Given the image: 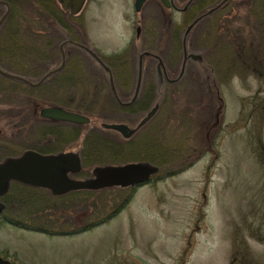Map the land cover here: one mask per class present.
Wrapping results in <instances>:
<instances>
[{
    "label": "rangeland",
    "instance_id": "obj_1",
    "mask_svg": "<svg viewBox=\"0 0 264 264\" xmlns=\"http://www.w3.org/2000/svg\"><path fill=\"white\" fill-rule=\"evenodd\" d=\"M175 1L183 8L185 0ZM133 3L88 0L79 14L69 15V28L56 23L35 28L40 30L37 44L25 36L23 29V44L31 49L26 52L27 66L33 70L39 61L40 74L29 80L37 81L60 64V45L67 39L84 43L105 62L113 63V54H124L134 76L137 51L160 54L172 69V78L177 77L188 16L172 9L164 14L157 0H147L139 12L134 11ZM0 6L1 16L6 6ZM256 10L250 0H232L221 9L216 24L208 17L197 23L185 44L187 53L200 56L202 61L188 58L177 84L165 91L153 89L155 98L147 109L131 114L118 102L114 105L102 67L94 63V58L79 47H68L72 53L56 73L66 65L70 73L44 86L39 93V109L57 105L85 114L91 121L79 124L83 126L79 134L69 133L59 142L61 149L56 153L81 151L83 138L94 127L102 128V122L134 126L159 102L156 114L133 136L137 141L151 137L155 141L168 139L166 143L172 145L178 143L183 150L173 169L181 171L138 186L119 213L90 227L120 203L118 187L60 201L55 217L62 221L59 224L63 233H41L1 219L0 256L18 264H264V22L256 19ZM138 16L142 38L131 52L136 33L133 21ZM168 16L170 26L165 22ZM216 26H221L227 42L239 51L236 57L240 60L232 74H219L214 60L220 55L207 43V35ZM172 29L179 32L178 53L176 39L169 38ZM32 49L40 51L39 55ZM242 60L250 65L249 69L239 68ZM113 67L116 83L121 84L120 67L115 63ZM152 70L154 62L147 71L146 85L153 80L157 84ZM147 89L144 87L142 93ZM120 92L121 100H126V93ZM17 97L0 102V111L4 112L0 113V160L29 149L31 141L44 143L45 136L39 139L36 127L63 123L40 115L43 122H39L21 108V104L27 105L20 101L23 96ZM95 165L101 164L86 167L89 176ZM79 173L71 177H85ZM236 231L247 247L233 257Z\"/></svg>",
    "mask_w": 264,
    "mask_h": 264
},
{
    "label": "trees",
    "instance_id": "obj_2",
    "mask_svg": "<svg viewBox=\"0 0 264 264\" xmlns=\"http://www.w3.org/2000/svg\"><path fill=\"white\" fill-rule=\"evenodd\" d=\"M218 1L219 0H194L186 12V16H188L187 19L191 22L193 18L215 5ZM231 1L232 0H230L228 4H230ZM7 2L10 6V13L3 24H1L0 66L10 72L25 76L28 79H34L35 76L40 74V72L37 71L39 68V61L35 62V67L37 68H33V70H30L27 66L28 62L25 59L26 52L31 49H29L25 43L23 44L25 36L32 38V40L36 41L37 44L40 39V30L35 28L40 27V25L43 26V24L52 25V23H56L57 25H60V27L69 28L67 20L70 19V16L66 11L61 9L56 0H7ZM250 4L251 6L253 5L257 8L255 12V16H257L256 19L263 23L264 0H250ZM1 11L0 6V13ZM220 11L221 10H217L211 15L214 20L216 19L218 21ZM23 29L26 30L24 33L25 36L23 35ZM221 30V26L214 27L211 34H208L209 36L207 35V43L211 44L213 47L215 46L216 51L220 55V57L214 60L215 67L218 68L219 74L227 75L232 74L233 67L238 59L236 55L239 54V51L234 49L233 45L227 42L226 34L224 35ZM174 38L177 42L176 52L178 53L180 46L179 32H175ZM56 44L57 43L55 41L54 47H56ZM70 51L72 53V48H68L67 53ZM32 52L37 55L40 51H34L32 49ZM22 55H25V57L21 58ZM112 60L113 63L108 62V64L114 73L113 80L116 85L117 77H115L116 70H114L113 67L114 63L120 67V71L128 70L130 63L129 61H125L124 54L120 53L115 55L113 54ZM209 62H211V60ZM68 66L69 65H66L62 72L56 73L54 76L49 78L47 81L45 80L44 83L37 87H31L22 82L11 80L0 75V102H5L4 99L7 100L8 98H16L18 95L23 96L24 99L20 98V101H24L27 105L23 106L21 104V108H23L27 113L35 116L39 122L42 121V118L40 119L38 113L41 105V102H39L40 100H38L40 98L39 93L47 83L51 84L54 79L64 76L66 72L69 74L70 68H68ZM119 79L122 81L125 80V77L120 76ZM147 87L148 89L145 90L144 93L140 94L136 102L128 106L120 105L121 109L128 112V114L147 109L148 105H150L155 98L153 83L151 81ZM118 95L120 98L123 97L120 92H118ZM109 96L114 105L117 104V101L112 93H110ZM1 117L3 118V116ZM82 127L76 124L65 123L58 125L52 124L50 126H38L35 128L34 132H37L38 137H40L39 139H42V137L45 136L44 139H46V141H44V143L31 141L27 148L36 150L40 153H56L61 149L59 142L67 139V135L69 133L70 135L73 133L79 134ZM166 142H168V139H166ZM166 142L155 141L151 137L148 139L146 138L143 141H137L134 137L124 140L119 138V136H116L111 130L94 127L83 138L81 148L82 170L79 174L80 176H89V173L85 169L89 165L93 164L146 160L159 167L158 173L153 176L154 180L174 175L178 171H181L173 169V165L174 162L178 160L177 158L180 156L183 149L182 146L178 145V143L176 145H172ZM184 168L185 166L180 169ZM117 189L121 191L119 196H121L122 200L120 203L117 204L115 208H113V210L103 219L89 224L88 227L103 223L114 217L128 204L136 191V187H118ZM96 191L97 190H78L64 195L54 196L50 193V191L44 188L30 187L12 182L8 193L1 197V200L5 203L3 219L15 226L35 230L41 233H63L64 230L61 229L59 224L62 221L59 222L58 218L55 217V214L57 213L56 209L59 207L60 201L68 198L72 199L79 197L83 193L92 194ZM23 209L24 211L21 212ZM46 210H48V212L44 213ZM234 233L233 245L236 251L233 253V257L236 256L238 251L242 252V249L247 247L246 242H243L240 238V232L236 231Z\"/></svg>",
    "mask_w": 264,
    "mask_h": 264
},
{
    "label": "water",
    "instance_id": "obj_3",
    "mask_svg": "<svg viewBox=\"0 0 264 264\" xmlns=\"http://www.w3.org/2000/svg\"><path fill=\"white\" fill-rule=\"evenodd\" d=\"M146 0H135L134 10L139 12L143 3ZM192 0H188L187 5ZM62 10L67 11L70 16H75L80 13L86 0H57ZM161 2L168 6V0H161ZM0 4L6 6L5 11L0 16V26L6 19L10 12L9 4L0 0ZM212 7L206 12L197 16L190 24L187 25L182 36V53L183 61L180 71L177 77L171 81H178L183 75L184 65L188 58L199 59L200 56L196 54L187 53L186 51V36L193 26L203 17L212 13L216 8ZM66 43L74 44L75 46L87 51L101 67L108 73L109 83L114 90L113 80L111 76L110 68L103 62V60L97 55V53L91 48L75 42L71 39H67L60 45L61 61L60 64L47 71L37 81H31L25 76L8 72L0 68V75L22 82L29 86L37 87L41 85L50 75L60 71L65 63V54L63 45ZM144 55H151L158 57L148 50H144L138 54L137 57V69L138 79L135 86V91L132 96L134 100L138 94L141 82V66L142 58ZM161 63V61H159ZM159 70V68H158ZM116 94V93H115ZM159 102H155L154 105L139 119L134 126H129L124 122H102L101 127L108 130H113L125 138L132 137L141 127H143L158 111ZM40 117L44 119H50L51 121L69 122L74 124H87L89 117L75 111L67 110L57 105L43 106L39 109ZM81 170L80 151H65L59 153H40L33 149H26L21 154L16 156H6L0 160V215L2 214L5 204L1 200V197L8 192L11 182H18L27 186L45 188L51 192V194L63 195L74 190H98L108 187H128V186H140L151 180V177L159 171V167L148 161H127L121 164H101L95 165L92 168L91 176L85 179L71 178L69 175L77 174ZM0 264H18L13 263L8 259L0 256Z\"/></svg>",
    "mask_w": 264,
    "mask_h": 264
},
{
    "label": "flooded vegetation",
    "instance_id": "obj_4",
    "mask_svg": "<svg viewBox=\"0 0 264 264\" xmlns=\"http://www.w3.org/2000/svg\"><path fill=\"white\" fill-rule=\"evenodd\" d=\"M88 1V0H87ZM96 1V0H95ZM147 1V0H146ZM145 1V2H146ZM188 0H186L185 1V4H186V2H187ZM194 0H192L188 5H187V7L185 8V9H183V8H181V7H179V6H177V4H176V1L175 0H168V2H169V5L168 6H166V5H164L162 2H161V0H157V4H158V6H160V8L162 9V12L164 13V11H166V10H176V11H178V12H181V13H186L187 12V10H188V8H189V6H190V4L193 2ZM229 1L230 0H219L215 5H213V6H211L210 8H212V7H215V6H217L218 5V7L212 12V13H210L209 15H207V16H205V17H203V18H201L197 23H199V22H201L203 19H206L207 17L208 18H212V14L215 12V11H217V10H221V9H224V8H226L229 4ZM134 2H135V0H134ZM145 2H144V4H145ZM143 4V5H144ZM184 4V5H185ZM133 6H134V3H133ZM142 8H143V6H142ZM141 8V9H142ZM210 8H208L207 10H209ZM207 10H205V11H203L202 13H204V12H206ZM202 13H200V14H202ZM165 14V13H164ZM199 14V15H200ZM165 17H166V15H164L163 16V19H165ZM197 17V16H196ZM195 17V18H196ZM168 18H169V16H168ZM195 18H193L192 19V21L195 19ZM165 22H167L168 23V25L170 26L171 24H172V20L169 18V20H166ZM133 23H134V27H135V38H134V40L131 42V52H134L135 50H134V47H135V43L137 44V45H139L141 42H139L140 41V39L142 38L141 37V35H142V31H141V27L139 26V16L136 18V21L134 20L133 21ZM196 23V24H197ZM214 23L216 24L217 22L216 21H214ZM195 24V25H196ZM190 32V31H189ZM188 32V33H189ZM174 36H175V30L174 29H172V33L169 35V38L173 41L174 40ZM187 36H188V34H187ZM72 40V39H71ZM76 42V41H75ZM82 44H84V43H82ZM68 47H73V48H77V46H75L74 44H71V43H66V44H64L63 45V50H64V56H65V61H66V59H67V55L69 54V53H67L68 52ZM142 51H144V50H141V51H137V53H136V55L137 54H139L140 52H142ZM151 53H153V52H151ZM154 55H156V56H158V57H153V56H151V55H144L143 56V58H142V66H141V82H140V88H139V91H138V94H137V96H136V98L134 99V100H132V101H130L131 99H132V96H133V94H134V91H135V86H136V82H137V79H138V74H139V72H138V69H137V61H136V67H135V69H134V71H135V76L133 75V70H132V72H131V70H128V71H126V70H122V71H119V74H120V76H123V77H125V80H122L121 81V84H113L114 85V90L112 89V87H111V85H110V83H109V78H107L108 77V73L103 69V68H101V65H99V63L95 60V59H93L94 60V63L95 64H97L101 69V71L103 72L102 74H103V76H104V79H105V81L107 82V87H108V89H109V91L112 93V95L115 97V99H116V101L120 104V105H122V106H128V105H131V104H133L134 102H136L137 100H138V98H139V96H140V93H142V90L144 89V87H146L147 85H146V82H147V79H146V74H147V71H148V69L150 68V64H151V62H154V70H152V72L154 71V74H153V77H155L156 78V81H157V84L156 83H154V80H153V89L154 90H156V92L158 91H165V89L166 88H168V87H170V86H173V85H175V84H177L180 80H178V81H176V82H173V81H171V80H173V79H175V77L174 78H172L173 76H172V72H170L172 69L171 68H169V65L165 62V60L160 56V54H157V53H153ZM183 54V53H182ZM97 55H98V53H97ZM99 56V55H98ZM183 56V55H182ZM239 57V56H238ZM103 60V59H102ZM240 60V59H239ZM104 61V60H103ZM159 61H161V63H159ZM187 61H189V60H187ZM186 61V62H187ZM206 61V60H205ZM105 62V61H104ZM108 66H109V64H108V62H105ZM201 63H203V62H201ZM244 64H246L243 60L240 62V67L239 68H242V70H247V69H249L250 68V65L247 63L246 65H244ZM153 65V64H152ZM110 67V66H109ZM158 68H159V70H158ZM253 69V68H252ZM254 71H256V69H253ZM258 70V69H257ZM110 71H111V76H112V78L114 77V73L112 72V70L110 69ZM233 72V71H232ZM235 72V71H234ZM107 74V76H106V74ZM234 74H236V73H234ZM135 77V78H134ZM113 80V79H112ZM113 83H114V80H113ZM156 84V85H155ZM214 87H216V86H214ZM216 90L217 89H215V92H216ZM120 91H122L123 93H126V95H125V97L127 96V98H126V100H121V98L119 97V95H118V92H120ZM218 92V91H217ZM116 93V94H115ZM121 93V92H120ZM220 98V97H219ZM221 100V99H220ZM63 123H65V124H71V123H66V122H63ZM63 123H61V124H63ZM77 125V124H76ZM114 132V134L116 135V136H120V138L121 139H123V137L120 135V133H118V132H116V131H113ZM125 140V139H124ZM80 159H81V153H80ZM82 162V161H81ZM81 165H82V163H81ZM70 177H71V175H70ZM86 177H81V178H78V179H85ZM1 219H3V217H0V220Z\"/></svg>",
    "mask_w": 264,
    "mask_h": 264
}]
</instances>
